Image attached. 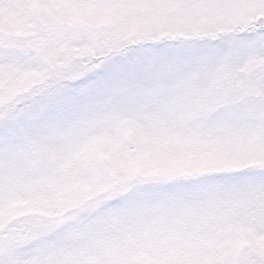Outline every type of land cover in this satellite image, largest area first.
I'll use <instances>...</instances> for the list:
<instances>
[{
	"label": "snow or ice",
	"instance_id": "1",
	"mask_svg": "<svg viewBox=\"0 0 264 264\" xmlns=\"http://www.w3.org/2000/svg\"><path fill=\"white\" fill-rule=\"evenodd\" d=\"M0 264H264V0H0Z\"/></svg>",
	"mask_w": 264,
	"mask_h": 264
}]
</instances>
